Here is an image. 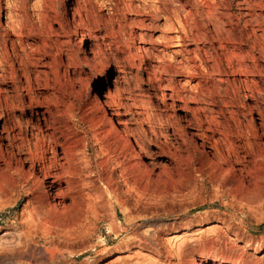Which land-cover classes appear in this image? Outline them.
<instances>
[{"label":"rangeland","instance_id":"obj_1","mask_svg":"<svg viewBox=\"0 0 264 264\" xmlns=\"http://www.w3.org/2000/svg\"><path fill=\"white\" fill-rule=\"evenodd\" d=\"M214 1L212 13L201 0H0L2 245L28 226L36 264H264V103L249 117L250 134L222 140L218 152L207 122L223 127L233 111L232 54L250 57L248 84L263 96L264 60L219 42V31L231 36L250 18L237 25L248 12ZM254 15L263 19L264 9ZM42 141L60 177L37 175L44 189L29 195L15 179L32 173L27 161ZM72 156L116 159L149 183L124 187L114 172L117 200L94 178L74 187L65 175ZM127 189L138 190L137 209ZM154 215L168 218L154 230L155 251L137 238L146 228L134 226Z\"/></svg>","mask_w":264,"mask_h":264},{"label":"bare ground","instance_id":"obj_2","mask_svg":"<svg viewBox=\"0 0 264 264\" xmlns=\"http://www.w3.org/2000/svg\"><path fill=\"white\" fill-rule=\"evenodd\" d=\"M201 1L205 2V5L207 6L208 11H210L212 13L215 10V8H217V4L215 3L216 1H214V0H201ZM235 2H236L235 9L237 8L239 11H242V13H243V11L248 12V15H244V16H242V14H237L235 17L237 20L236 24L240 25L241 22L245 19L244 17H249L250 20L248 21V18H247V22L245 21L246 24H244L245 28L240 32H236L235 28H233V32H232L231 36H229L230 34L228 35L227 33H223V32L219 31L220 33L218 32V35H217L218 40H219V42H222V43H226V42L229 43L231 40L234 42L233 43L234 45L245 46V47L249 48L250 49L249 51H251V52L258 50L260 52V58L262 60H264V18L262 19V17H260V16L258 17L256 15H254L255 12L258 11V9H264V0H222V3L224 4L225 9H227V11L232 9ZM210 12L208 13V15H209L208 19H209V21H212L213 17L211 16ZM250 13H252L253 15L252 14L249 15ZM259 30L262 32L260 37L257 36V32ZM231 31H232V28H231ZM240 54L238 55L237 53L236 54L234 53L231 56V60L226 59V60H228L227 62H229L227 65L228 67H226V69L229 68V72L233 77L232 86L234 87V91H233V94H232V97L230 100L233 104V107H232L233 111L230 114V118H224L225 119L224 120L225 126H223V127L216 124L215 121H211V120L207 121L208 126L211 129L212 134H213V137H212L213 140L211 142L212 148H213V150H215L217 152L219 151L218 147L221 144L222 140L227 142L228 139L233 137V136H238V135H239V137L243 136V137H241L242 139H244V136H246V137L248 136L249 130L247 127L249 125H247V124H251L249 117L254 113V111L260 110V107L264 103V96L261 94V92L260 93H259V91L257 92L256 88H252L248 84V82H249L248 81V71H247L248 69H246V67H245V62H247V60H249L248 59L249 56L247 54L243 53V55L245 54L246 56H248L246 59L245 56L240 55ZM183 70H185V69H183ZM229 72H227V73H229ZM242 92L250 94V96L245 97V98L247 100L252 98L251 100H254L256 102V105H254L255 107H253V108L246 107V105H245L246 101L244 100V97L241 96ZM241 117L243 118L242 120H241ZM242 125H246V126H242ZM251 128H250V130H252ZM84 134H86V133H84ZM218 136H221L222 139L221 138H220L221 140L219 138L215 139ZM44 141L39 142L35 146L34 154L32 153V155H30L28 161L26 160L28 163H30V165L32 167V170H33L32 173L26 174L25 177H23V178H20V177H18L16 179L14 178L17 183H21L22 179H23V181L25 180V183H24L25 185L24 184L23 185L26 186V188H25L26 193H28L29 195L39 193L42 189H44L43 186H45V184H43V182H40L38 177L45 178V180H47V181L52 180V179L56 180L57 178L60 177V175H59V169L60 168L58 166L59 161L56 157L57 154L56 155L54 154V151H53L54 148H52L53 146H51V143L48 142L49 140L47 141L49 144L44 142ZM222 146H223V149L225 150V152L228 154L227 156H229L231 154V150L227 146V143H223ZM22 150H21V152H22ZM38 154L40 155V157H37ZM48 155H50L51 157L49 158ZM70 155H71V153H70ZM98 160L93 162V165H92L91 163L86 162V161L78 162L74 158V156H72L70 158V161H69L70 164H69L68 170L66 169L67 171L65 172V175L68 179V183L69 184L73 183V186H74V184L75 185L77 184L78 186L82 185L83 187L88 188L90 186V183H87L86 181L89 180L90 178H94L93 179L94 181H92V183L100 182V184L104 186V188H105L104 190H105L107 196L110 197V199H115V200H117L120 197V195L122 196L123 192L121 190H119L121 188L114 189L115 184H116L113 182L114 178H112V175L114 172L120 173V177H118V178L121 182V185L124 187H126V185L128 184L129 181L134 182V185L138 184V183L140 184V182L145 183V184L149 183V180L144 179L145 177L138 172V169L135 171V167H134L133 171H130V169L128 170L127 168L122 169V163L118 162V160H116V159H106L105 160L104 158H102V159H98ZM46 164H47V167H46ZM41 166H43V168H41ZM217 169H218V167H217ZM211 171H213L212 168H211ZM217 173L219 174V176H221L219 172H217ZM37 175H39V176L36 178ZM20 176H22V175H20ZM76 177L78 179H81L83 177V180H81L79 182V180H76ZM212 177H213V181L211 180L210 182H215L217 180L216 172H214V176L212 175ZM222 178H223V176H222ZM208 181L209 180H207V182ZM223 182H224V185L226 183H228L226 181H223ZM15 183H12L13 186ZM53 184L54 183L50 184V188H52ZM222 184L223 183H221V185ZM17 185L15 184V186H17ZM117 185L118 184H116V186ZM10 186L8 188H10ZM15 186H14V188H15ZM69 186L71 187V185H69ZM118 186H120V185H118ZM74 187H76V186H74ZM13 189H12V191H13ZM22 189H24V187ZM69 191H71V190H69ZM128 191L129 192H125V193L131 198V200L134 204V207H136L135 209H137V205L141 202V200L139 198L140 196H138L139 194H137L138 190L135 191L133 189L132 191L131 190H128ZM5 192H8V191H5ZM1 195H3V194H1ZM101 199H103V198L102 197L99 198V200L102 202ZM110 199H109V201H110ZM37 202H39V201H37ZM44 205H45V203H43L41 201V203L39 204V206H37V208L40 210L41 207L43 208ZM38 209H36V210H38ZM130 221L131 220L129 219V216H127L125 214L123 225L130 223ZM33 222L34 221L31 220L30 223H33ZM134 222H135L134 226L137 225V227L146 228V230L144 232L137 234V238L141 242H143V244H146L147 246L152 248L154 251L157 250L156 241L158 239L157 236L159 234L155 233L154 230L155 229L157 230L158 228L167 227L168 226V224H167L168 218L167 217H159V216L154 215V216L149 217V218L147 217V219L146 218L141 219V217H140V220H138V222H137V220H135ZM119 224L121 226V223H119ZM29 226H30V224H29ZM31 226H32V224H31ZM24 229H23L24 230L23 232L20 231L12 239L13 240L12 242H10L6 245H2L0 243V264H19V263L22 264L25 261H29V263L36 264L39 261V260L37 261V260L32 259L33 253H34L33 242H34V238H35L31 232L32 229L28 228V226L24 227ZM33 229H35V228L33 227ZM64 233H66V232H64ZM162 233H163V231H162ZM4 235H8V233H5ZM73 235L74 234L72 233V235H70L68 238H70V237L72 238ZM67 241H68V239H67ZM168 244H170V246H171L172 242H169ZM183 248H184V246L182 247L181 245H179L175 249L176 254H177L175 256H177V258H179V257H180V259L182 258L183 254H184ZM38 255H40V253H38ZM54 255H55V253L53 251L48 252V257L51 260H52V258L55 257ZM40 260H41V262L44 261V259L43 260L40 259ZM51 260H50V262H51ZM44 262L46 263V261H44Z\"/></svg>","mask_w":264,"mask_h":264}]
</instances>
